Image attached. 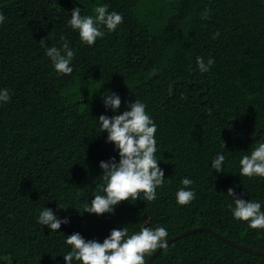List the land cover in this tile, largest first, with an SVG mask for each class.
<instances>
[{
	"label": "trees",
	"instance_id": "16d2710c",
	"mask_svg": "<svg viewBox=\"0 0 264 264\" xmlns=\"http://www.w3.org/2000/svg\"><path fill=\"white\" fill-rule=\"evenodd\" d=\"M101 2L123 22L88 46L66 26L74 0H0V87L11 93L0 106V256L12 264H64V233L102 240L121 224L163 225L167 239L209 227L264 252V230L234 221L226 207L229 188L264 200V178L238 172L255 143L246 128L252 138L264 130V0H78L82 14ZM62 35L75 67L57 76L44 50L59 46ZM196 56L215 63L201 73ZM105 89L121 96V111L135 98L146 104L166 183L154 201L125 200L97 217L78 202L100 182L99 161L116 155L95 118L105 112ZM205 91L201 100L212 110L198 98ZM217 151L226 154L224 172L208 166ZM183 176L195 181L196 198L179 206L174 192ZM44 205L70 222L59 232L38 224ZM151 264H264V257L198 232L168 243Z\"/></svg>",
	"mask_w": 264,
	"mask_h": 264
},
{
	"label": "clouds",
	"instance_id": "9594fccd",
	"mask_svg": "<svg viewBox=\"0 0 264 264\" xmlns=\"http://www.w3.org/2000/svg\"><path fill=\"white\" fill-rule=\"evenodd\" d=\"M79 5L76 0L70 16L67 14L66 26L77 33L81 44L92 46L97 38H103L106 32L115 31L123 22V16L119 11L115 9L109 11L108 3H97L93 12L85 14L81 13ZM5 21V14L0 11V24ZM60 41L62 43L59 46L46 47L44 55L50 60L57 76H66L74 71L75 65L72 63L74 50L63 35L60 36ZM214 63L215 60L212 57H208L206 61L202 56L195 57L196 68L201 73L208 72ZM99 96L105 112L95 117L96 122L100 134L106 132L105 142L112 145L116 155L99 161L98 166L102 172L98 175L100 182L95 185L93 192L89 195L92 197L91 201L89 202L88 196L87 200L78 202L82 204L83 213L94 214L97 217L105 213L114 214L116 206L125 200L136 201L139 198L143 201H154L157 198V189L166 183L164 170L159 166L156 155L157 124L146 111V104L135 98L132 101H125L124 110L121 111V96L117 92L105 89L99 92ZM10 97V90L0 87V106L6 104ZM109 110L111 115L107 114ZM221 147L225 148L224 143ZM209 162L208 166L212 171L224 172L226 154L217 151ZM238 165L240 176L264 178L262 134L251 150L240 156ZM194 183L195 181L189 176L180 178V186L174 192L177 205H187L196 198V190L191 187ZM227 196L230 202L226 204V207L234 221L246 222L250 229L264 230V200L253 198L246 200L243 194L235 192L232 188L228 189ZM57 207L64 210L68 208L77 210L75 206L62 207L59 203ZM83 213L80 214L83 215ZM35 220L43 227L47 226L49 231L56 232H59L57 230L62 224L70 222L68 216H58L53 208L45 207V205L39 210ZM199 228L210 229L211 232L206 230L198 232H209L226 243L220 238L226 237L220 233L214 232L209 227ZM168 235V229L159 224L140 226L137 230H130L127 224H121L110 228L102 240L86 238L79 231L71 234L64 233L62 237L64 252L61 257L64 264H146L148 258L157 249L162 251L167 249ZM0 264H12L11 257L7 254L0 256Z\"/></svg>",
	"mask_w": 264,
	"mask_h": 264
},
{
	"label": "water",
	"instance_id": "95a60500",
	"mask_svg": "<svg viewBox=\"0 0 264 264\" xmlns=\"http://www.w3.org/2000/svg\"><path fill=\"white\" fill-rule=\"evenodd\" d=\"M199 87H202V85H199ZM206 93H207V91L198 94V98H199L201 104L209 103V105H210V109L212 110V109H213V103H212L211 101H209V100H203V101H202V100H201L202 94H206ZM229 123H230V124H233V125H236L237 128H246V127H244V126H240V125H238V123H237L236 121H230ZM246 131H247V135H248L249 139H250V140H254V141H256L257 139H259V137L261 136L262 132H264V130H262V131H260V132L258 133V135L256 136V138H252V137H251V133H250L249 128H246ZM202 230H206V231H210V232H211V230H210V229H207V228H197V229H194V230H191V231H187V232H185V233H182L180 236H177V237L172 238V239H170V240L167 239V241H168L169 244H171V243H174V242H176V241H178V240H181V239L187 237L188 235H191V234H193V233H196V232H198V231H202ZM220 238L223 239L224 241H226L228 244H231L233 247H236V248H238V249H240V250H242V251L255 253V254H257V255H260V256H263V257H264V252H263V251L255 250V249H253V248H250V247H247V246H243V245L237 244V243H235L234 241L228 240V239L223 238V237H220ZM161 252H162V249H157V250H156V251H155V252H154V253L148 258V260L146 261V264H150L151 261L153 260V258H154L157 254H159V253H161Z\"/></svg>",
	"mask_w": 264,
	"mask_h": 264
},
{
	"label": "rangeland",
	"instance_id": "374dc122",
	"mask_svg": "<svg viewBox=\"0 0 264 264\" xmlns=\"http://www.w3.org/2000/svg\"><path fill=\"white\" fill-rule=\"evenodd\" d=\"M76 2V0H74V3Z\"/></svg>",
	"mask_w": 264,
	"mask_h": 264
}]
</instances>
